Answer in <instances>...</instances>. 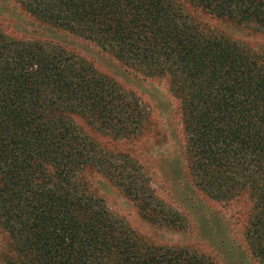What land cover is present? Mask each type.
<instances>
[{"label":"trees","instance_id":"obj_1","mask_svg":"<svg viewBox=\"0 0 264 264\" xmlns=\"http://www.w3.org/2000/svg\"><path fill=\"white\" fill-rule=\"evenodd\" d=\"M36 20L95 43L125 66L167 76L180 98L188 169L214 200L253 199L245 231L264 264V50L197 26L184 6L264 31V0H13ZM125 138L143 126L131 93L41 36L0 28V228L10 264H206L150 248L80 180L92 168L145 218L178 226L137 163L104 150L69 114Z\"/></svg>","mask_w":264,"mask_h":264},{"label":"rangeland","instance_id":"obj_2","mask_svg":"<svg viewBox=\"0 0 264 264\" xmlns=\"http://www.w3.org/2000/svg\"><path fill=\"white\" fill-rule=\"evenodd\" d=\"M184 10L197 26L253 50H264L263 30L208 16L194 7L184 6ZM0 28L22 37L39 35L54 41L134 95L143 106L142 128L125 138L99 132L77 113L69 117L80 132L104 150L132 158L146 177L153 196L179 215L178 226L148 220L137 202L108 177L92 168L82 170L80 180L86 190L102 199L108 212L120 218L144 246L184 249L201 256L206 264H262L245 239L254 205L248 191L220 201L208 197L193 183L186 158L181 101L167 76H149L127 67L95 43L36 20L13 0H0ZM13 258L10 239L0 228V264H10L8 261Z\"/></svg>","mask_w":264,"mask_h":264}]
</instances>
